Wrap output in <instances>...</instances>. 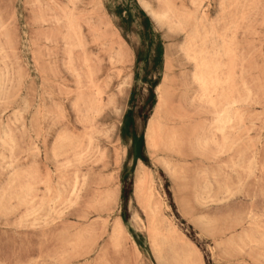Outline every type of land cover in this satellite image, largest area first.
Masks as SVG:
<instances>
[{
  "label": "rangeland",
  "instance_id": "obj_1",
  "mask_svg": "<svg viewBox=\"0 0 264 264\" xmlns=\"http://www.w3.org/2000/svg\"><path fill=\"white\" fill-rule=\"evenodd\" d=\"M0 52V264H264V0H0Z\"/></svg>",
  "mask_w": 264,
  "mask_h": 264
},
{
  "label": "bare ground",
  "instance_id": "obj_2",
  "mask_svg": "<svg viewBox=\"0 0 264 264\" xmlns=\"http://www.w3.org/2000/svg\"><path fill=\"white\" fill-rule=\"evenodd\" d=\"M146 8H147V7H146ZM164 17H165V16H164ZM160 18H161V16H160ZM216 39H217V38H216ZM185 46H186V45H185ZM223 46H224V45H223ZM193 47H194V46H193ZM193 47H192V48H193ZM202 47H203V46H202ZM189 48H190V47H189ZM193 49H194V48H193ZM226 50H227V49H226ZM185 52H186V51H185ZM225 52H226V51H225ZM0 53H1V52H0ZM185 54H186V53H185ZM225 57H226V56H225ZM216 60H217V59H216ZM191 61H192V60H191ZM3 68H5V67H3ZM204 69H205V68H204ZM3 70H4V69H3ZM201 70H202V69H201ZM4 73H5V72H4ZM0 75H1V72H0ZM4 75H6V74H4ZM199 75H200V74H199ZM214 75H215V74H214ZM220 75H221V74H220ZM1 77H2V76H1ZM4 77H6V76H4ZM208 77H209V76H208ZM199 78H201V77H199ZM209 78H210V77H209ZM194 79L197 80V78H194ZM196 80H195V81H196ZM210 80H211V79H210ZM195 81H194V82H195ZM200 81H201V80H199V82H200ZM214 81H215V80H214ZM226 81H227V79H226ZM226 81H225V82H226ZM4 82H5V81H4ZM204 82H205V80H204ZM195 83H196V82H195ZM220 83H221V82H220ZM1 84H2V83H1ZM3 84H5V83H3ZM196 84H197V83H196ZM212 84H213V83H212ZM215 84H216V81H215ZM218 84H219V83H218ZM218 84H217V85H218ZM223 84H224V83H223ZM225 84H226V83H225ZM199 85H200V83H199ZM202 85H204V83H202L201 86H202ZM217 85H216V87H217ZM201 86H200V87H201ZM204 86H205V85H204ZM204 86H203V87H204ZM212 86H213V85H212ZM214 86H215V85H214ZM2 87L4 88V85H3ZM205 87H207V86H205ZM200 90H201V89H200ZM202 90H203V88H202ZM204 90H205V89H204ZM213 90H214V89H213ZM0 91H1V89H0ZM205 92L207 93V91H204V93H205ZM6 100H7V99H6ZM211 104H212V103H211ZM228 104H229V103H228ZM236 106H237V105H236ZM223 108H224V107H223ZM231 108H232V107H231ZM226 109H227V108H225V110H226ZM228 109H229V108H228ZM223 113H224V112H223ZM220 114L222 115V113H220ZM220 114H219V115H218V114H215V115H218L217 117H219ZM233 114H234V112H233ZM223 116H224V114H223ZM16 118H17V117H16ZM219 118H221V117H219ZM219 118H218V119H219ZM216 119H217V118H215V121H216ZM224 119H225V118H224ZM224 119H223V121H224ZM220 120H221L220 123H221V125H222V124H223V123H222V119H220ZM18 121H19V120H18ZM225 121H226V119H225ZM234 122H235V120H234ZM17 123H18V122H17ZM216 124H217V123H216ZM216 124H213V126L215 125V130L218 129V128L216 127V126H217ZM218 124H219V121H218ZM226 124H227V123H226ZM226 124H225V125H226ZM234 124H235V123H234ZM213 126H212V127H213ZM223 126H224V125H223ZM226 126H227V125H226ZM228 128H229V127H228ZM215 130H213V131L215 132ZM221 130L223 131V128H222ZM2 131H3V130H2ZM216 131H217V130H216ZM219 131H220V130H219ZM3 133H4V132H3ZM8 133H9V132H8ZM215 133H216V132H215ZM217 133H218V132H217ZM220 134H221V133H220ZM218 135H219V133H218ZM5 136H6V135H5ZM62 136H63V135H62ZM69 136H70V135H69ZM6 137H7V136H6ZM9 137H10V136H8V138H9ZM152 138H153V137H152ZM155 138H157V137L155 136ZM155 138H154V141H155ZM224 138H225V137H224ZM150 140H151V139H150ZM6 141H8V140H6ZM10 141H11V140H10ZM151 141H152V140H151ZM12 143H13V142H12ZM152 143H153V142H152ZM153 144H154V143H153ZM153 144H151V145H153ZM203 144H204V142H203ZM7 145H8V144H7ZM1 146H2V144H1ZM10 146H11V145H9L8 147H10ZM3 147H4V146H3ZM12 147H13V146H12ZM152 147H153V146H152ZM5 148H6V147H5ZM8 149H9V148H8ZM2 152H4V151H2ZM11 152H12V151H11ZM0 154H1V152H0ZM9 154H10V153H9ZM1 155H2V154H1ZM10 156H11V155H10ZM74 156H75V155H74ZM1 157H2V156H1ZM4 158H5V157H4ZM2 159H3V158H2ZM4 161H5V160H4ZM8 161H9V160H8ZM14 162H15V161H14ZM249 166H250V164H249ZM6 167H7V166H6ZM10 167H11V166H10ZM239 168H240V167H239ZM255 168H256V167H255ZM238 170H239V169H238ZM240 171H241V170H240ZM245 172H246V171H245ZM251 172H252V171L248 172V174H249V173L251 174ZM246 173H247V172H246ZM139 178H140V177H139ZM75 180H76V179H75ZM142 183H143V182H142ZM73 186H74V185H73ZM61 188H62V187H61ZM75 188H76V187H75ZM75 188H74V189H75ZM74 189H72V190H74ZM147 190H148V189H147ZM63 191H64V190H63ZM227 191H228V190H227ZM23 192H24V196H23V198H24V200L26 201V198H27V196H29V193H28V191H26L25 188H24ZM26 192H27V193H26ZM225 192H226V191H225ZM12 193H13V192H12ZM73 193H74V192H73ZM224 194H225V193H224ZM56 196H57V195H56ZM230 196H232V195L230 194ZM229 198H230V197H229ZM27 199H29V198H27ZM54 200H55V199H54ZM148 202H150V201H148ZM29 203H31V202H29ZM38 203H39V202H38ZM43 204H44V203H43ZM55 205H57V204H55ZM39 208H40V206H39ZM42 208H43V207H42ZM42 208H41V209H42ZM48 209H50V208H48ZM52 209H53V208H52ZM164 210H165V209H164ZM30 212H31V211H30ZM30 212H29V213H30ZM34 212H35V211H34ZM34 212H33V214H34ZM50 212H51V211H50ZM148 212H149V211H148ZM150 212H151V211H150ZM24 213H25V211H24ZM154 213H155V212H154ZM25 214H26V213H25ZM36 214H37V213H36ZM29 215H32V214H29ZM24 216H25V215H24ZM24 216H23V217H24ZM35 216H36V215H35ZM56 218H57V217H56ZM29 219H30V218H29ZM33 219H34V217H33ZM45 219H47V217H45ZM24 220H25V219H24ZM26 220H27V219H26ZM26 220H25V221H26ZM18 221H19V220H18ZM35 223H36V221H35ZM149 227H150V226H149ZM257 230H258V229H257ZM259 230H261V229L259 228ZM261 232H262V231H261ZM162 234H163V233H162ZM168 234H169V232H168ZM249 234H250V233H249ZM250 236H251V234H250ZM154 237H155V236H154ZM252 239H253V238H252ZM263 239H264V238H263ZM259 240H261V239H259ZM261 241H262V240H261ZM263 244H264V242H263ZM158 254H159V253H158ZM159 255H160V254H159ZM187 259H188V258H187Z\"/></svg>",
  "mask_w": 264,
  "mask_h": 264
}]
</instances>
